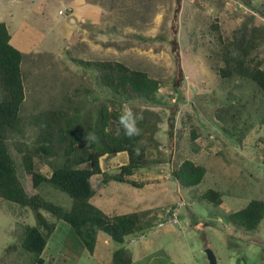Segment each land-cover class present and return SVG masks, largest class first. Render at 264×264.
Returning <instances> with one entry per match:
<instances>
[{
  "label": "rangeland",
  "instance_id": "rangeland-1",
  "mask_svg": "<svg viewBox=\"0 0 264 264\" xmlns=\"http://www.w3.org/2000/svg\"><path fill=\"white\" fill-rule=\"evenodd\" d=\"M0 21L23 53L24 120L20 132L7 133V143L25 184L14 143L35 145L32 114L56 106L88 114L113 99L80 59L117 60L160 81L154 102L120 100L121 108L148 110L157 126L147 139V166L131 176L143 188L91 177L98 189L91 202L138 212L143 229L123 244H104L105 234L97 232L90 253L68 224L41 210L60 229L49 238L42 264H110L120 246L131 250L133 264H208L207 248L216 264H264V221L246 231L226 217L251 199L264 200V98L246 78L219 76L217 69L237 51L225 52L213 29L217 25L225 41L254 30L259 39L252 55L264 68V0H0ZM186 158L207 170L191 188L170 178L172 166ZM126 161L125 152L101 157L104 176ZM36 163L50 174L42 157ZM209 188L222 193L217 209L196 199ZM37 191L65 209L72 204L48 184ZM35 224L31 209L0 198V264H34L21 240L25 226Z\"/></svg>",
  "mask_w": 264,
  "mask_h": 264
},
{
  "label": "trees",
  "instance_id": "trees-1",
  "mask_svg": "<svg viewBox=\"0 0 264 264\" xmlns=\"http://www.w3.org/2000/svg\"><path fill=\"white\" fill-rule=\"evenodd\" d=\"M217 40L225 52L232 48L237 55L224 60V67L217 73L226 78L238 75L254 82L264 98V68L252 55L258 46V34L241 33L225 41L219 27L213 26ZM255 31H257L255 29ZM11 34L4 21H0V198L16 203L34 212L36 224L26 225L21 240L23 250L32 253V263L42 264L41 254L56 225L48 221L41 210L49 212L57 220L69 225L70 231L79 237L84 247L93 253L97 232H102L108 240L123 244L128 236L142 230L138 212L124 213L116 209L105 210L91 202L98 189L93 186L91 177L103 175V183L112 180L136 188L144 184L131 179L139 169L147 166V139L153 138L157 126L147 116L149 111L140 113L143 120L139 126L143 129L141 137L128 139L116 136L118 117L123 108L122 101H156L160 81L147 71L131 68L117 60H82L79 62L98 73L100 84L112 92L110 105L102 104L94 112L81 114L76 108L56 106L32 114L30 120L38 127L35 145L16 141L14 147L20 159L27 183L18 176L17 165L7 143L9 131L20 132L23 116L21 106L25 99L24 76L21 69L23 53L10 43ZM134 112H137L134 110ZM264 124V116L261 119ZM139 139L144 140L140 155L133 147ZM127 154V161L118 171L104 176L100 158L104 155ZM42 157L51 168L49 175L43 174L37 166L36 157ZM61 158L60 163H53ZM206 167L192 159H183L172 166L170 178L183 188L199 185L206 174ZM48 184L66 193L72 204L69 209L44 198L37 188ZM199 201H206L217 209L223 199L219 190L209 188L196 195ZM233 225L246 231H253L264 221V200L251 199L226 215ZM132 252L120 246L111 253L110 264H130Z\"/></svg>",
  "mask_w": 264,
  "mask_h": 264
},
{
  "label": "clouds",
  "instance_id": "clouds-1",
  "mask_svg": "<svg viewBox=\"0 0 264 264\" xmlns=\"http://www.w3.org/2000/svg\"><path fill=\"white\" fill-rule=\"evenodd\" d=\"M143 120L141 113L134 112L131 106H126L123 108L118 117V127L115 129L116 136L127 137L128 139H134L142 136L143 129L139 126L140 122ZM144 144L143 139L136 141L133 147V151L136 155H140V148Z\"/></svg>",
  "mask_w": 264,
  "mask_h": 264
},
{
  "label": "water",
  "instance_id": "water-1",
  "mask_svg": "<svg viewBox=\"0 0 264 264\" xmlns=\"http://www.w3.org/2000/svg\"><path fill=\"white\" fill-rule=\"evenodd\" d=\"M207 259H208V264H216V257L213 253V251L209 248L205 250Z\"/></svg>",
  "mask_w": 264,
  "mask_h": 264
},
{
  "label": "crops",
  "instance_id": "crops-1",
  "mask_svg": "<svg viewBox=\"0 0 264 264\" xmlns=\"http://www.w3.org/2000/svg\"><path fill=\"white\" fill-rule=\"evenodd\" d=\"M7 25V24H6ZM8 27V26H7ZM9 30V29H8ZM10 32V31H9ZM11 34V33H10ZM10 43L14 46V44H13V42H12V34H11V38H10ZM20 50V49H19ZM21 51V50H20ZM107 155H104V156H102V157H106ZM94 176V175H93ZM121 212H124V211H121ZM128 212H136V211H128ZM128 212H124V213H128ZM65 228H67V227H65ZM56 231H58V230H60L59 228H57V229H55ZM71 233L69 232V235H70ZM103 242H104V244H108L109 243V240L105 237V239L103 240ZM59 253H61V252H59ZM133 262H134V258L132 257V261H131V263L130 264H133Z\"/></svg>",
  "mask_w": 264,
  "mask_h": 264
},
{
  "label": "built area",
  "instance_id": "built-area-1",
  "mask_svg": "<svg viewBox=\"0 0 264 264\" xmlns=\"http://www.w3.org/2000/svg\"><path fill=\"white\" fill-rule=\"evenodd\" d=\"M223 1H225L228 4L230 0H223ZM231 2H234V0H231Z\"/></svg>",
  "mask_w": 264,
  "mask_h": 264
}]
</instances>
